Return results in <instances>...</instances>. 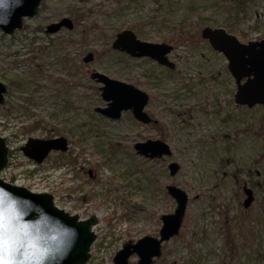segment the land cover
Here are the masks:
<instances>
[{
	"label": "rangeland",
	"instance_id": "obj_1",
	"mask_svg": "<svg viewBox=\"0 0 264 264\" xmlns=\"http://www.w3.org/2000/svg\"><path fill=\"white\" fill-rule=\"evenodd\" d=\"M62 16L73 18V28L44 32ZM204 25L223 26L242 41L264 37V0H42L21 29L0 30L7 86L0 135L9 152L0 175L51 193L81 218L97 216L84 264H113L123 242L157 235L160 215L176 207L165 190L170 183L188 202L179 233L162 242L153 264H264V107L235 104L227 60L200 37ZM182 26L189 33L168 53L173 68L110 48L124 28L160 42ZM91 68L146 91L145 110L156 121L142 123L130 110L117 119L97 111L106 101ZM57 135L67 138V151L39 164L19 148L29 136ZM148 138L164 140L172 153L138 154L134 143ZM172 160L179 164L173 175ZM243 184L253 189L248 207Z\"/></svg>",
	"mask_w": 264,
	"mask_h": 264
},
{
	"label": "water",
	"instance_id": "obj_2",
	"mask_svg": "<svg viewBox=\"0 0 264 264\" xmlns=\"http://www.w3.org/2000/svg\"><path fill=\"white\" fill-rule=\"evenodd\" d=\"M40 2L41 0H24L22 5L15 7V0H0V17L7 16L11 11V21L0 25V28L6 33H12L16 28H21L23 25L22 17L35 15L39 10ZM62 26L72 28L73 20L68 16H63L58 21L49 23L46 31H56ZM201 36L208 41L213 49L225 56L227 69L236 83L233 94L234 102L237 105L249 107L255 104L264 106V37L244 42L223 26L211 25H205L201 28ZM112 48L125 51L131 56H149L158 63L171 68L175 66V63L167 56L173 48L171 43L140 39L129 28L116 33L112 41ZM92 57L93 53L89 51L84 55L83 60L89 61ZM90 76L101 83V96L107 102L106 106L97 107L96 110L115 119L121 115L122 110L130 109L134 117L142 122L156 121L144 110L149 99L146 91L132 83L110 77L97 70H92ZM5 91L6 87L0 81V102L3 101ZM134 148L139 154L150 158L162 157L172 153L169 144L159 138L137 141ZM21 149L28 157L42 161L52 149H67V140L63 136L47 139L30 137L21 146ZM6 162V138L0 136V170ZM168 168L170 174L173 175L179 168V164L172 160L168 163ZM0 184H5L14 192L31 196L33 200L42 204L47 211L62 217L68 224L74 225L78 229V239L63 264H84L89 259L90 247L96 238V233L92 229V226L98 221L95 214H90L87 218L81 219L77 213L68 214L65 210L55 207L53 195L49 192L34 193L35 191L31 192L25 186H15L2 179H0ZM166 190L175 199L176 207L172 212L160 216L161 226L158 235L145 234L135 241L124 242L113 256L114 264H130L129 258L133 255L138 257L136 264H152L154 257L161 255V242L179 232L188 202L187 194L175 184H167ZM243 191L245 193L243 206L248 207L254 199L253 190L249 186L243 185Z\"/></svg>",
	"mask_w": 264,
	"mask_h": 264
},
{
	"label": "clouds",
	"instance_id": "obj_3",
	"mask_svg": "<svg viewBox=\"0 0 264 264\" xmlns=\"http://www.w3.org/2000/svg\"><path fill=\"white\" fill-rule=\"evenodd\" d=\"M23 3L15 0V7ZM10 21L11 11L0 17V25ZM7 183L23 186V181ZM78 236L74 225L47 211L31 196L0 184V264H63Z\"/></svg>",
	"mask_w": 264,
	"mask_h": 264
},
{
	"label": "trees",
	"instance_id": "obj_4",
	"mask_svg": "<svg viewBox=\"0 0 264 264\" xmlns=\"http://www.w3.org/2000/svg\"><path fill=\"white\" fill-rule=\"evenodd\" d=\"M135 30V29H134ZM189 33V30H185V31H183V26L182 27H179L178 29H177V32L174 34V35H172L170 38H164V39H166V41H168L169 40V42H172L173 44L174 43H178V41L181 39V38H183V37H186L187 36V34ZM190 36H192V35H190ZM109 48V47H108ZM95 51V50H94ZM96 52V51H95ZM29 129V127L28 126H26V125H22L21 126V130H24V131H26V130H28ZM233 243V240H232V237L230 236V245ZM235 247L232 249L231 248V246H230V257H233L234 255H235Z\"/></svg>",
	"mask_w": 264,
	"mask_h": 264
},
{
	"label": "flooded vegetation",
	"instance_id": "obj_5",
	"mask_svg": "<svg viewBox=\"0 0 264 264\" xmlns=\"http://www.w3.org/2000/svg\"><path fill=\"white\" fill-rule=\"evenodd\" d=\"M41 2H42V0H41ZM41 2H40V4H39V8H40V5H41ZM38 11H39V10H38ZM38 11H37V12H38ZM36 14H37V13H36ZM36 14H35V15H36ZM32 16H34V15H32ZM32 16H26V15L23 16V17H22L23 22H24V18H25V17H32ZM58 20H59V19H58ZM58 20H55V21H58ZM72 20H73V19H72ZM55 21H51V22H55ZM51 22H49V23H51ZM73 22H74V21H73ZM49 23H47V24L45 25V28H44V32H45V33L52 34V33H55V32H57V31H59L61 28H64V27L62 26L61 28H59V29L56 30V31H46L47 25H48ZM73 26H74V25H73ZM15 30H16V29H15ZM15 30H14V31H15ZM14 31H13V32H14ZM2 32H3V31H2ZM13 32H12V33H13ZM5 33H6V32H5ZM12 33H7V34H12ZM111 43H112V42H111ZM111 43H110V45H111ZM95 53H96V52L94 51V52H93V57H92V59L94 58V54H95ZM85 54H86V53H85ZM85 54H84V55H85ZM84 55H83V57H84ZM83 57H82V61H83L84 63L90 62V61L92 60V59H91V60H89V61H84V60H83ZM147 57H148V56H147ZM149 58H151V57H149ZM161 65H162V64H161ZM172 68H173V67H172ZM92 70H94V69L91 68L90 71H92ZM90 71H89V73H90ZM98 71H99V70H98ZM100 72H101V71H100ZM103 73H104V72H103ZM105 74H106V73H105ZM107 75H108V74H107ZM89 77H90L91 79H93V78L90 76V74H89ZM93 80H94L95 82H97L95 79H93ZM122 111H124V110H122ZM122 111H121V112H122ZM53 151H57V150H52L51 152H53ZM51 152H50V153H51ZM58 152H59V153H62V151H58ZM50 153H49V154H50ZM47 156H48V155H47Z\"/></svg>",
	"mask_w": 264,
	"mask_h": 264
}]
</instances>
